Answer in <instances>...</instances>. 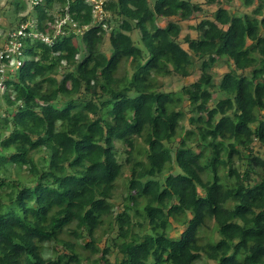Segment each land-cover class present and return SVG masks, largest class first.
Returning a JSON list of instances; mask_svg holds the SVG:
<instances>
[{"label": "trees", "instance_id": "1", "mask_svg": "<svg viewBox=\"0 0 264 264\" xmlns=\"http://www.w3.org/2000/svg\"><path fill=\"white\" fill-rule=\"evenodd\" d=\"M30 2L9 29L26 24L52 44L27 33L22 63L0 73V264H264V0H205L217 7L186 47L171 19L200 2L107 0L108 54L84 0ZM195 63L194 81L164 89Z\"/></svg>", "mask_w": 264, "mask_h": 264}, {"label": "rangeland", "instance_id": "2", "mask_svg": "<svg viewBox=\"0 0 264 264\" xmlns=\"http://www.w3.org/2000/svg\"><path fill=\"white\" fill-rule=\"evenodd\" d=\"M14 0H0V37H3L6 33V31L10 30V27L14 26V23H16L17 18L20 17L21 15H24L25 13H27L28 11H30V5L31 2L30 0H20V3L24 5L23 9L20 10H16L15 9V5L13 4ZM192 1H198L201 3L202 6V11L196 13L193 18L188 19V20H180L178 18H172L171 20L174 21L175 23H177L180 28V35H179V40L181 42V44L186 47V44L183 42V37L185 34H189L192 37H195L197 35L196 30L193 29V27L191 25H195L200 19L204 18V17H208V18H212V13L215 11L217 5L213 4V5H208L206 4L204 1L205 0H192ZM151 7H152V3L154 2V0H149ZM233 6L230 7V10L236 12V14H242V13H249L251 11L252 7H243L240 5V3L238 1H233ZM225 5V4H224ZM113 17V16H112ZM112 21V22H111ZM110 22V26H107L106 28V34H105V39L103 41V43L101 44L100 48L102 51H105L107 54L108 52V44L106 42V37L108 35V31L110 30L111 27L114 26V24L117 26L116 22L117 19L114 21L113 18ZM157 24L160 26H163L166 24V19L165 18H160L157 20ZM105 29V28H104ZM131 36L133 37L135 43L140 44L138 38H139V32L137 30L131 32ZM195 68L193 69V73L188 76V77H184V78H171V77H165L163 78V82H164V89L165 90H177L180 85L185 84V83H190L192 81H194L199 74V70L197 69V63H195ZM228 67L224 64H217L216 66L213 67V71L216 73H221L223 71H226ZM122 72V71H120ZM2 85H0V93H2ZM2 95V94H1ZM4 108V104L0 103V110H2ZM184 124L185 127L188 128V124H187V120H184ZM255 149H257V145L254 146ZM259 153L264 155V148H259ZM236 167L238 169H242L244 167V165H242L241 162H235ZM128 166H124L122 169V173L121 175L116 179L115 181V188H114V192H113V197L111 198V202L114 204L115 206V211H118L119 209V205L121 202V197L125 192V183H126V177L128 174ZM22 174H26V171H22ZM8 190V189H7ZM212 226L211 222H208V229L205 230L204 232L205 236H208L207 234L210 233V228ZM105 229H106V223H101L100 227L97 230V234H96V245L99 247V249H103V247H107L110 244L109 238L107 236V234L105 233ZM182 227L178 226L176 223H172V229L169 231L170 235H177L180 231H181ZM63 236H66L63 234ZM203 237V238H204ZM88 239L84 238L81 239L80 243H87ZM49 250H44L43 255L47 256L48 254H50V252H53L52 250H50L51 245L47 244ZM58 251H61L60 247L56 248ZM82 250V249H81ZM85 254L88 253V251H83ZM115 250H110V253L106 256L105 258V263H111L114 261L115 258ZM85 264V263H84ZM195 264H203L202 261H198Z\"/></svg>", "mask_w": 264, "mask_h": 264}, {"label": "built area", "instance_id": "3", "mask_svg": "<svg viewBox=\"0 0 264 264\" xmlns=\"http://www.w3.org/2000/svg\"><path fill=\"white\" fill-rule=\"evenodd\" d=\"M34 3H37L40 0H32ZM90 6V12L92 15L93 23L102 27L103 29L108 26V19L110 17V13L104 9V4L107 0H84ZM68 19L67 14L64 15L61 19H55L53 23V28L55 30V34L61 32V26ZM27 25H22L13 30H8L3 36L0 43V73H3L5 69L16 68L21 63L25 55L22 52V42L20 40L21 37L28 35L31 33L33 37H37L41 39V41L52 44L51 38L48 36V32H37V31H29L26 32L24 29ZM48 31V29H46ZM6 62L4 63V60ZM0 85H2L0 83Z\"/></svg>", "mask_w": 264, "mask_h": 264}]
</instances>
